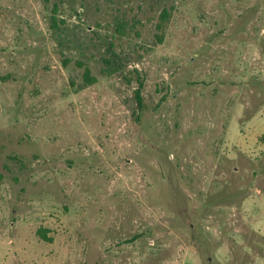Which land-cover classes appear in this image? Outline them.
Returning <instances> with one entry per match:
<instances>
[{
    "label": "rangeland",
    "instance_id": "374dc122",
    "mask_svg": "<svg viewBox=\"0 0 264 264\" xmlns=\"http://www.w3.org/2000/svg\"><path fill=\"white\" fill-rule=\"evenodd\" d=\"M0 264H264V0H0Z\"/></svg>",
    "mask_w": 264,
    "mask_h": 264
},
{
    "label": "trees",
    "instance_id": "16d2710c",
    "mask_svg": "<svg viewBox=\"0 0 264 264\" xmlns=\"http://www.w3.org/2000/svg\"><path fill=\"white\" fill-rule=\"evenodd\" d=\"M84 78L88 82H94L95 81L94 78L90 77V73H89L88 69H86V71H85ZM141 87H142V83H139V88H141ZM135 95H136V99H137V102H138V106H140V108H141L142 107V100H141V96H140L139 91H137Z\"/></svg>",
    "mask_w": 264,
    "mask_h": 264
}]
</instances>
